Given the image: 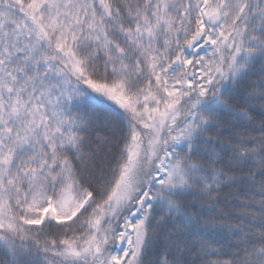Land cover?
Listing matches in <instances>:
<instances>
[{"label":"snow or ice","instance_id":"obj_1","mask_svg":"<svg viewBox=\"0 0 264 264\" xmlns=\"http://www.w3.org/2000/svg\"><path fill=\"white\" fill-rule=\"evenodd\" d=\"M0 264H264V0H0Z\"/></svg>","mask_w":264,"mask_h":264}]
</instances>
